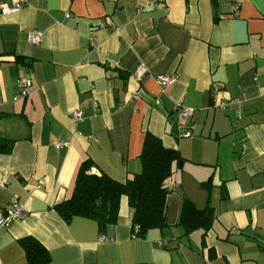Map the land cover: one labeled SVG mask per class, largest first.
Segmentation results:
<instances>
[{"label":"crops","instance_id":"crops-1","mask_svg":"<svg viewBox=\"0 0 264 264\" xmlns=\"http://www.w3.org/2000/svg\"><path fill=\"white\" fill-rule=\"evenodd\" d=\"M159 74L174 79L163 86ZM21 78L32 87L14 100ZM184 122L189 137L178 136ZM147 130L183 157L167 181L169 225L137 235L126 196L114 224L64 219L55 204L82 161L126 181L142 171ZM0 139L12 143L0 151V208L28 209L0 227L2 264H28V235L51 264H264V0H25L0 11ZM185 198L212 207L208 226L180 224Z\"/></svg>","mask_w":264,"mask_h":264},{"label":"trees","instance_id":"trees-1","mask_svg":"<svg viewBox=\"0 0 264 264\" xmlns=\"http://www.w3.org/2000/svg\"><path fill=\"white\" fill-rule=\"evenodd\" d=\"M12 143L0 139V151H11ZM180 152L167 147L162 139L150 131L145 132L141 153L142 171L119 181L103 171L92 172L96 166L91 158L82 161L70 197L55 204L61 216L70 220L74 216L88 217L101 226L114 224L119 216L122 196L134 208L133 224L136 234L143 235L152 228H165L168 221V199L171 189L167 181L173 173L174 163L182 160ZM212 218V207L198 208L185 198L181 207L180 224L187 231L206 227ZM28 264H51L46 246L36 237L20 239Z\"/></svg>","mask_w":264,"mask_h":264},{"label":"built area","instance_id":"built-area-1","mask_svg":"<svg viewBox=\"0 0 264 264\" xmlns=\"http://www.w3.org/2000/svg\"><path fill=\"white\" fill-rule=\"evenodd\" d=\"M25 4V0H15L12 4L8 3H0V11L3 13H14L22 9V7ZM41 38V31L34 29L33 31L30 32L29 34V41L32 44H37ZM149 72V68L142 65L139 67L136 71V76L137 78H142L147 73ZM156 79L159 81V83L163 86L169 85L173 79V75H164V74H159L156 76ZM18 89H19V94H16L14 97V100H18L20 97H26L28 96L32 84L30 80L21 78L18 80L17 83ZM214 101L216 106L220 108H226V101L220 99L218 94H214ZM95 105L97 106V103L95 102ZM180 114L182 117L188 121V119L192 116L194 113L193 108L186 107L181 105L179 107ZM82 111H76L72 117L74 119H78L81 117ZM187 123H181L178 126V136L179 137H189L190 136V131L187 128ZM8 184V179L5 176L0 175V186L2 188H5ZM167 187L171 189V185L167 183ZM28 214V209L27 207L19 202V201H12L8 203L5 207L0 208V227H7L9 226L13 221L18 220V219H23L27 216ZM0 264H2V259L0 257Z\"/></svg>","mask_w":264,"mask_h":264}]
</instances>
